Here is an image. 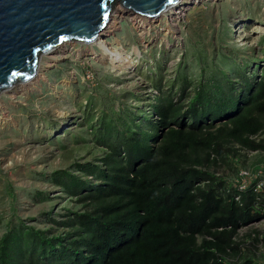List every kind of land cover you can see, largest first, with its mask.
I'll use <instances>...</instances> for the list:
<instances>
[{"label":"trees","instance_id":"1","mask_svg":"<svg viewBox=\"0 0 264 264\" xmlns=\"http://www.w3.org/2000/svg\"><path fill=\"white\" fill-rule=\"evenodd\" d=\"M255 56L223 70L201 65L196 84L174 77L147 102L127 92L136 106L116 100L89 125L92 158L71 166L82 175L53 174L81 207L57 228L6 224L0 264H264L237 238L264 219V191H239L218 172L242 151H264V64Z\"/></svg>","mask_w":264,"mask_h":264},{"label":"rangeland","instance_id":"2","mask_svg":"<svg viewBox=\"0 0 264 264\" xmlns=\"http://www.w3.org/2000/svg\"><path fill=\"white\" fill-rule=\"evenodd\" d=\"M182 10L178 31L170 35L163 34L160 22H152L147 33L140 31L130 13L111 23L115 29L103 39L108 48L122 49L127 63L106 55L92 58L93 49L100 53L95 45L72 42L68 53L59 51L53 66H45L43 59L44 77L27 84L26 93H0V236L11 221L40 230L57 228L53 221L81 207L53 174L70 168L82 175L71 166L92 158L89 125L107 117L111 105L116 110V100L126 107L140 103L127 92L147 102L156 86L168 87L182 75L193 86L201 65L223 70L240 63L245 53L256 54L255 62L264 64V0H196ZM158 28L160 37H155ZM179 85L175 79L172 86ZM229 161L218 172L230 184L241 170L264 173V151H242ZM248 234L258 236L257 243L252 245ZM237 238L264 262V219L241 227Z\"/></svg>","mask_w":264,"mask_h":264},{"label":"water","instance_id":"3","mask_svg":"<svg viewBox=\"0 0 264 264\" xmlns=\"http://www.w3.org/2000/svg\"><path fill=\"white\" fill-rule=\"evenodd\" d=\"M175 1L0 0V93L34 77L41 56L61 43L92 42L117 5L155 17Z\"/></svg>","mask_w":264,"mask_h":264},{"label":"bare ground","instance_id":"4","mask_svg":"<svg viewBox=\"0 0 264 264\" xmlns=\"http://www.w3.org/2000/svg\"><path fill=\"white\" fill-rule=\"evenodd\" d=\"M195 1L196 0H177L174 3H172L171 5L167 6L158 16H155V17H147V16H141L138 14H134V12L126 10L123 7L117 5L116 9L111 14V20H110L109 24L106 26V28L101 30L99 32L98 36L92 42L87 44L89 46L95 45L100 51L99 54H96L95 50L92 48L93 52L90 51L92 58H97V57L102 58L104 55H106L107 58H110L111 61L113 60L114 62L115 61H120L123 63L128 62L127 59H129V57L123 55L122 49H120L118 47H114L113 49L108 48V46H109L108 43L106 42L105 39H103V36H105L107 33L110 34L115 29V27L113 25H111V23H114V22L117 23L116 22L117 19L121 18V16H123V14L124 15H127L128 13L134 14V15H131L130 18H131V20L134 21L133 24H135L136 28L140 29V31H146V33H147L152 28V27H150L152 22H156V23L160 22L159 25L163 31V34L170 35L173 33V31H178V27H179L178 24L180 22V18L184 15V13H183L184 10H182V9L185 8L186 4L194 3ZM198 1H200V0H198ZM164 18H165V21H164ZM143 34L144 33L142 32L141 35H143ZM155 37H160L159 28L156 31ZM72 42L75 43V41L63 42L59 46L54 48L53 50L42 55L40 62H39V65L37 67L38 68L37 73L35 74L34 77L29 79L30 81L28 80V81H25L22 83H18V84H16V86L13 85L14 86L13 89H11L13 87L12 86V87L8 88L7 90L1 91V92H6V93L8 92V95L13 96V97L16 96L18 93H26L25 90L29 87L27 84L30 85L31 82L34 81L35 78H37L38 76H40V78L44 77L43 76L44 73L41 74V66L43 65V59L45 62V66H53L56 63V60H57L56 58L58 57V55H60L59 51H60V53H63V54H65V52L68 53L69 50L67 49V44L68 43L72 44ZM70 46H72V45H70ZM133 51H136V50L134 49ZM54 176H56V175H54Z\"/></svg>","mask_w":264,"mask_h":264},{"label":"clouds","instance_id":"5","mask_svg":"<svg viewBox=\"0 0 264 264\" xmlns=\"http://www.w3.org/2000/svg\"><path fill=\"white\" fill-rule=\"evenodd\" d=\"M255 152H259V151H255ZM257 170L258 171L255 172H246L241 170L236 176L235 183L231 185L236 186L237 189L240 191V190H245L247 187H249L252 184L253 190L255 192L264 191V173H262V170L260 168H258Z\"/></svg>","mask_w":264,"mask_h":264},{"label":"snow or ice","instance_id":"6","mask_svg":"<svg viewBox=\"0 0 264 264\" xmlns=\"http://www.w3.org/2000/svg\"><path fill=\"white\" fill-rule=\"evenodd\" d=\"M105 19H107V13H105V16H104Z\"/></svg>","mask_w":264,"mask_h":264}]
</instances>
